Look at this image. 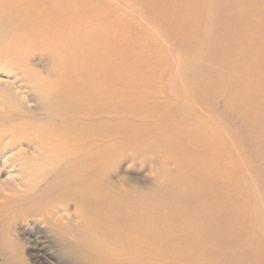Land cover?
Wrapping results in <instances>:
<instances>
[{
	"label": "bare ground",
	"instance_id": "obj_1",
	"mask_svg": "<svg viewBox=\"0 0 264 264\" xmlns=\"http://www.w3.org/2000/svg\"><path fill=\"white\" fill-rule=\"evenodd\" d=\"M144 9L182 50L213 45L191 52L228 67L238 134L222 132V87H210L207 69L157 53L108 3L0 0V60L12 66L0 68V252L21 253L13 227L27 222L53 234L68 264H264V0H158ZM246 41L252 48L242 52ZM34 45L56 58V73L30 92L16 76ZM243 63L253 66L239 81ZM35 101L43 113L22 108ZM129 154L152 164L148 189L113 175Z\"/></svg>",
	"mask_w": 264,
	"mask_h": 264
},
{
	"label": "rangeland",
	"instance_id": "obj_2",
	"mask_svg": "<svg viewBox=\"0 0 264 264\" xmlns=\"http://www.w3.org/2000/svg\"><path fill=\"white\" fill-rule=\"evenodd\" d=\"M86 1V0H82ZM90 1V0H89ZM103 2L108 3L110 6V15L113 16L117 12L125 14L130 20L139 24L140 28L144 31L146 36H148L153 44V48L157 53L165 54L166 52H170L171 55H181L187 59H191L193 65L197 64L206 68L207 70L203 73L204 76L209 81L210 87L217 89L222 87L221 97H218L215 100L216 107L222 112V117L226 118L228 126H224L222 123V132L225 130L224 127H228L227 131L229 134L236 136L238 134V128H240L242 124L241 118L238 114L230 113L228 115V103L232 99L231 93L226 91V81L224 77L229 74V69L225 65H219L215 60L210 59L207 55L202 56L201 58H194L192 55V50L197 45H200L203 49L206 50L207 53L213 50V45L211 44H202L200 41H192L189 44V48L186 50H182L179 46H175L173 42L170 40L167 33L163 30L160 24H156L151 20L150 14L148 15L144 8L152 4L154 1L158 0H101ZM257 2V0H253ZM222 19L226 21L228 19L227 15H223ZM100 20H102L100 18ZM264 31L261 30L262 35L264 36ZM49 35V33H48ZM35 50H32V55L30 57L29 63L26 65L22 64L21 74L17 75L16 78L18 80H23L26 83V86L31 88L34 87L43 76V78L53 79L55 76V68L54 64L56 63L55 57H49L46 55H41L40 50L42 47L40 45L33 46ZM37 47V48H35ZM252 48V45L249 41H246L242 46V52L248 51ZM38 50V51H37ZM37 51V52H36ZM140 55H144V52H139ZM38 55H40L38 57ZM170 57V55H168ZM169 59V58H168ZM173 60V58H170ZM138 66H141L142 63L137 62ZM253 64L251 63H243L241 66L239 73H237L238 80H243L245 78L246 70L251 68ZM159 67L164 69V66H156L155 69L158 70ZM0 68L5 71H10V63L5 60H0ZM174 68V67H173ZM161 69V68H160ZM172 69V68H171ZM26 70V71H25ZM8 74L13 73L7 72ZM4 74V75H3ZM37 74V75H36ZM222 76V77H221ZM6 78L5 73H0V81ZM3 79V80H4ZM0 90H3V87L0 85ZM30 92H28L30 94ZM264 106V102L261 103ZM22 108H27L33 114L39 115L43 113L44 107L38 101L22 104ZM216 115V113H214ZM218 115V114H217ZM226 116V117H225ZM234 136V139L231 136H226L225 138L228 142L234 145L237 142V138ZM24 149L28 150L29 153L37 157L38 152L36 151V145L25 146ZM129 156V157H128ZM126 156V158H119L116 162V167L114 168L113 175L116 177L124 176L132 187L148 189L153 184V171L152 164L150 161L146 159L144 162H140L139 160H131L130 154ZM242 167L244 163L242 159L238 160V163ZM256 164L248 163L249 166H258L261 165L259 161H256ZM250 168V167H249ZM8 178V169L7 172L4 173L2 180ZM250 181V178H247ZM264 212V209H262ZM13 237L11 238L14 244L19 245L22 248L20 254L16 252V255L5 254L0 252V264H20L19 261L23 259L25 264H68L66 260L61 256L57 243L55 241V237L51 234L47 229L41 227L38 224H32L27 222H20L13 227ZM50 238V239H49ZM34 241V242H33ZM36 246V247H35ZM257 246L260 248H264V239H260L257 242ZM49 251V252H48ZM47 252V253H46ZM57 255V256H55ZM61 257V258H60ZM37 258V259H36ZM41 259V260H40ZM39 261V262H38Z\"/></svg>",
	"mask_w": 264,
	"mask_h": 264
}]
</instances>
